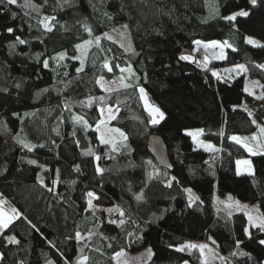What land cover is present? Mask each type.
I'll list each match as a JSON object with an SVG mask.
<instances>
[{"label": "trees", "instance_id": "16d2710c", "mask_svg": "<svg viewBox=\"0 0 264 264\" xmlns=\"http://www.w3.org/2000/svg\"><path fill=\"white\" fill-rule=\"evenodd\" d=\"M30 2L38 11L25 0L0 3V192L20 214L0 235V264H118V253L148 247L147 264H205L198 248L185 247L204 241L222 255L218 264H264V229L247 232L244 214L215 203L232 195L258 203L264 216V153L231 139L264 125V47L247 41L264 42V0ZM45 17H55L51 31ZM89 40L82 55L77 46ZM198 41L228 43V60L206 64ZM186 54L193 59H180ZM223 63L246 71L214 76ZM122 67L133 79L103 90L100 80H122ZM248 80L259 82L253 94ZM140 88L163 112L159 123ZM108 107L117 108L111 123L126 135L118 151L96 130ZM196 129L216 151L197 147L187 133ZM153 135L166 144L172 171L150 154ZM247 158L254 173L238 175ZM89 192L103 204L98 211Z\"/></svg>", "mask_w": 264, "mask_h": 264}, {"label": "rangeland", "instance_id": "374dc122", "mask_svg": "<svg viewBox=\"0 0 264 264\" xmlns=\"http://www.w3.org/2000/svg\"><path fill=\"white\" fill-rule=\"evenodd\" d=\"M50 27L52 28L51 21H50ZM113 36L118 40H123V37L125 36L124 29L117 31L116 33H114ZM249 39L256 42L255 44L249 43L253 46L259 47L257 45H264V42L257 39V38L248 37L247 41ZM198 42L199 43H196L197 47L205 48L207 51V53L205 54V59H206L205 63L206 64H211L212 62H215V61L222 63V62H225L228 60L227 59L228 48H229L228 43L219 42V41H209V42L198 41ZM212 45H218V46L212 47ZM219 46H223V55H221V48ZM88 47H89V45H87L85 48H81L80 49L81 52L84 54L85 50ZM186 56H190L192 58L194 57L192 54H186ZM239 65H244V64H242V63H236V64L223 63V65L220 67H217L214 70V72L218 74L219 78L233 79L235 77H240L241 75L244 74V71L242 72L238 69ZM244 67H245V65H244ZM122 68L123 69H129L127 67H122ZM123 72H124V77L120 81L100 80L101 88L105 91L116 90L120 86L124 85L126 81L130 82L133 79L134 75H133L132 71H130V72L129 71H123ZM256 86H259V82L253 81V80L247 81V91L249 93L253 94L254 88ZM141 96H142V94H141ZM142 100H143L145 107L148 109V111L152 115L153 119L154 118L157 119L158 120L157 123H159L162 119L159 117L158 113L150 111V108H154V107L152 106V103H151V101L147 95V92L145 90H144V94L142 96ZM260 106H261V104L259 101H254L250 105V107L252 109H258ZM117 111L118 110L116 107H108L107 109H104V110L101 109L102 119H101L100 123L97 125L96 130L99 127L100 131H97V132L99 134V137L101 138L102 132H105L107 129H112V130L118 129L119 130L118 132L113 131V132L107 133V135H106V138H111L115 141V145H116L115 150L118 151L120 149V146L126 141V139H125L126 135L123 133V131H121L119 128L112 125V123H111L112 120L114 119V117H116ZM261 127H264V125ZM199 130H201V129L188 130L187 133H190V132L195 133ZM121 132L124 134V136L120 135ZM237 137H240L242 139L244 137H248L249 139L247 141H245V143H247L249 145V147H252L253 151L256 154L264 153V134H262L260 132V130L258 133H256L253 136H237ZM252 137H256V139L253 140ZM192 138H193V136H192ZM193 140L195 141L197 147L200 149L211 151L205 147L206 145H212L215 149V145L205 138L203 131H202L201 135L193 138ZM109 145L113 148L111 143H109ZM241 145H243V144H241ZM247 151H248V149H247ZM249 153L251 155H254V154H252V152H249ZM245 160L249 161V165H243V166L240 165L239 169H238V165H237L238 175H252L254 173V168H253L251 160L249 158H247V159H243L241 161H245ZM90 199L92 201L91 209L94 211H98V209L103 204L98 199H96L95 196L90 197ZM215 203H216V206L218 209L223 210L230 215L238 214V213L244 214L248 220L247 232H249L251 227H257L256 225L258 223H260L261 221H264V216L261 213V207L258 203L251 204V203L243 202V201L233 197L232 195H228L226 197H220L219 195H216ZM12 209L16 210V208L13 206V204L0 192V212H3L7 215L15 216V218L13 219V220H15L18 215H15L14 213H12ZM16 213H19V212H17V210H16ZM249 215L252 216L251 220L249 219ZM19 216H20V214H19ZM13 220H12V222H13ZM187 245H197V246L206 245L207 246L204 250V254L202 255L205 264H218L219 263L218 261H221L223 259L222 255H220L217 248L214 245H211L205 241L204 242L187 243ZM197 248L199 250V247H197ZM123 253H124V255L119 257V261L122 264H147L148 261L150 260L151 256H152V254H153V250L150 247H148V248L144 249L143 251L136 253V254H126L125 252H123ZM0 258H1V254H0Z\"/></svg>", "mask_w": 264, "mask_h": 264}, {"label": "snow or ice", "instance_id": "6c2138e0", "mask_svg": "<svg viewBox=\"0 0 264 264\" xmlns=\"http://www.w3.org/2000/svg\"><path fill=\"white\" fill-rule=\"evenodd\" d=\"M2 2H4V0H0V3H2ZM251 2H252V4H255V3H256V0H251ZM7 3H9V4H15V3H16V0H7ZM23 6H24V7H31V8H33L34 10L38 11V8H37L35 5L31 4L30 0H25V4H24ZM237 15H239V16H245V17H246V16L249 15V13H248L247 11H241V12L237 13ZM54 19H55V17H52V18L45 17L44 20L41 21V23L43 24V27H44L46 30L51 31L52 28L50 27V21H51V20H54ZM227 19H229V20H235V19H236V16H235V15H233V16H229V17H227ZM123 27L127 28V25H124ZM8 31L11 32L12 29H9ZM17 39L19 40V38H17ZM109 39H110V37H109ZM19 43L23 44V43H25V41H24V40H19ZM92 43H93V41L89 40V41H86L85 45H78L77 47H78V48H85L87 45H91ZM96 43H97V45H99V38H96ZM197 43H199V42H197ZM248 43L255 44L256 42L253 41V40H251V39H249V40H248ZM217 46H218V45H212V47H217ZM257 46L264 47V45H257ZM219 47L221 48V55H223V46H219ZM229 47H230V45H229ZM129 50H130V49H129ZM82 54H83V53H82ZM59 59H60V60H63V59H64V54H63V53H61V54L59 55ZM180 59H182V60H191V59H193V58L190 57V56H186V55H185V56H181ZM81 63L83 64V61H81ZM45 67H47V62H45ZM104 67L108 68V70L111 71V67L108 65V63H105ZM260 67H264V66H260ZM238 69H239L240 71H242V72H243V71H246V68L244 67V65H239V66H238ZM120 70H121L122 72H123V71H129V72L131 71V69H123V68H121ZM213 75L218 77V74L215 73V72H213ZM218 78H219V77H218ZM125 87H131V85H126ZM245 90L247 91V89H245ZM139 91H140V93H141L142 96H143V94H144V89H143V88H140ZM100 99L103 100L104 98L101 97ZM90 103H91V100L89 101V104H90ZM150 111H151V112L158 113V114H159V117H160L161 119H162L163 116H164L163 112H161L159 108H150ZM77 119L79 120V118H77ZM152 122L155 124V123L158 122V120L154 118ZM253 123H255V121H253ZM85 124H86V122H85ZM97 131H100L99 127L97 128ZM113 131L118 132L119 130H118V129H117V130L107 129L105 132H102V134H101V140H102V142L105 143V144H109V143H111L112 146H113V149L115 150V147H116V145H115V141H114L113 139H111V138H106L107 133H110V132H113ZM202 131H203V130H199V131H197V132H195V133H191V132H190V133H188V135H191V136H193V138H195V137L201 135V134H202ZM260 132H261L262 134H264V127H261V128H260ZM120 135H121V136H124V134H123L122 132L120 133ZM125 139H126V137H125ZM231 139H232L234 142H236L237 144H243V146H244L245 148H247L249 152H252V154H254V155L256 154V153L253 151L252 147H249V145H248L247 143H245V141H247V140L249 139L248 137H244V138L242 139V138L237 137V136H232ZM252 139L255 140L256 137H252ZM25 147H30V146L27 145V144H25ZM205 147H206L207 149H209V150L216 151V149H214V147H213L212 145H206ZM89 152H91V149H89ZM97 159H99V157H97ZM30 163H35V161H30ZM237 165H238V169H239V166H240V165H249V161H247V160H245V161H238V162H237ZM98 171H102V170L98 169ZM54 183H56V182L54 181ZM169 186H171V185H169ZM51 190H52V189H49V191H51ZM87 195H88V197H92V196H94V193L89 192V193H87ZM137 199H138V200H139V199H142V194H141L140 196H137ZM88 205H89V207L91 208V206H92V201H91V199H89V201H88ZM108 211H112V210L110 209V210H108ZM12 213H14L15 215H19L18 213H16V210H15V209H12ZM121 215H123V212H121ZM14 218H15V216H13V215H7V214H5V213H3V212H0V228H6V227L8 226V224H10ZM249 219H250V220L252 219V216H251V215H249ZM120 223L122 224L123 221H120ZM256 226H257V227H260V228H262V229H264V221H261V222L258 223ZM76 238H77V239L80 238V234H79V233H77ZM9 239H10V242L18 243V241H16L14 238H9ZM261 243L264 244V241H261ZM185 247H188V248H197V247H199L200 253H201V255H203V254H204V250H205V248H206L207 246H206V245H202V246H197V245H186ZM177 250H178V251H182L183 248H181V249H177ZM123 255H124L123 252L117 254L118 264H119V257H121V256H123ZM81 264H83V262H81Z\"/></svg>", "mask_w": 264, "mask_h": 264}, {"label": "water", "instance_id": "95a60500", "mask_svg": "<svg viewBox=\"0 0 264 264\" xmlns=\"http://www.w3.org/2000/svg\"><path fill=\"white\" fill-rule=\"evenodd\" d=\"M259 0H256L258 2ZM250 3L252 4L251 0ZM149 152L159 167L172 171L166 144L160 136L153 135L149 140Z\"/></svg>", "mask_w": 264, "mask_h": 264}, {"label": "crops", "instance_id": "0c3cea01", "mask_svg": "<svg viewBox=\"0 0 264 264\" xmlns=\"http://www.w3.org/2000/svg\"><path fill=\"white\" fill-rule=\"evenodd\" d=\"M18 217V216H17ZM9 225V224H8ZM8 227V226H7ZM6 227V228H7ZM6 228H0V235L3 233V231L6 229Z\"/></svg>", "mask_w": 264, "mask_h": 264}, {"label": "built area", "instance_id": "2783aa9c", "mask_svg": "<svg viewBox=\"0 0 264 264\" xmlns=\"http://www.w3.org/2000/svg\"><path fill=\"white\" fill-rule=\"evenodd\" d=\"M112 219H118V217L117 216H113Z\"/></svg>", "mask_w": 264, "mask_h": 264}]
</instances>
